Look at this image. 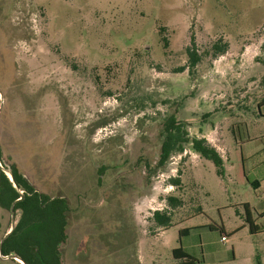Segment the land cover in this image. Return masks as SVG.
I'll return each instance as SVG.
<instances>
[{
    "label": "rangeland",
    "instance_id": "1",
    "mask_svg": "<svg viewBox=\"0 0 264 264\" xmlns=\"http://www.w3.org/2000/svg\"><path fill=\"white\" fill-rule=\"evenodd\" d=\"M0 97L7 163L32 176L44 160L72 188L113 189L115 219L146 231L135 242L143 263L169 264L179 229L215 242L231 223L223 205L245 193L238 141L264 143V0H0ZM171 115L189 138L223 146L222 175L190 144L156 165ZM154 211L170 216L163 233ZM10 225L0 207V239Z\"/></svg>",
    "mask_w": 264,
    "mask_h": 264
},
{
    "label": "crops",
    "instance_id": "2",
    "mask_svg": "<svg viewBox=\"0 0 264 264\" xmlns=\"http://www.w3.org/2000/svg\"><path fill=\"white\" fill-rule=\"evenodd\" d=\"M260 105L264 106V100ZM259 116L264 117V113L260 111ZM256 142L248 138L238 141L242 149L238 178L245 193L235 201H227L223 205L224 208L233 209L231 223L222 220L219 227L221 231H218L215 242L210 237L204 240L194 226L179 229V246L187 256L196 261L187 263L188 259L180 253L173 254V249L177 248L175 247L171 251L173 261L169 264H206L207 257L211 254L217 256L220 264H264V143ZM215 148L223 162L226 158L223 146ZM258 151L261 154L253 157ZM59 155L61 152L54 154L55 161ZM47 171L45 161L38 160V167L32 176H28L29 173L22 174L36 191L50 198L62 197L67 202L65 240L59 248L61 264H144L137 254L135 242L139 232L146 231L140 229L134 220L121 218L119 213L115 219V214L112 213L114 207L105 205L113 199V189L105 192L97 186L82 185L72 188V182L63 180L60 172ZM103 193L105 196L101 200L99 196ZM99 210L105 211L100 220L97 214ZM116 223L122 225V233L126 235L119 236L123 240L121 247L112 246L113 240L118 238L112 234ZM214 227L208 225L209 229ZM167 228L168 226L162 227L155 223L154 232L163 233ZM222 235L226 237L225 241L221 240ZM114 248H119L116 253ZM9 254L0 253V263L10 261L12 264H22L18 259L9 257ZM113 255H116V259H111Z\"/></svg>",
    "mask_w": 264,
    "mask_h": 264
},
{
    "label": "trees",
    "instance_id": "3",
    "mask_svg": "<svg viewBox=\"0 0 264 264\" xmlns=\"http://www.w3.org/2000/svg\"><path fill=\"white\" fill-rule=\"evenodd\" d=\"M165 45H167L166 42ZM225 50L226 48H223L216 52L222 54ZM189 54L191 66L196 65L199 58L193 57L192 53ZM162 137L156 162L158 167H162L172 154L182 153L185 145L190 144L191 150L213 162L218 175L223 174L222 159L216 148L210 145L205 138H189L184 123L178 121L174 115L164 121ZM0 162L6 163L1 150ZM7 165L11 170L15 184L23 191V198L14 204V212L18 211L19 217L12 231L4 239L1 252L3 254L14 252L27 264H61L59 248L65 240L66 200L62 197L50 198L48 195L36 191L29 180L18 171L15 164ZM103 170L102 168L98 170V180H100ZM179 175L180 173L170 180L171 184H179ZM19 197L20 193L0 169V206L9 209L11 203ZM174 202L175 199L168 197V203L172 207ZM152 219L162 227L169 226L171 222L169 215L159 211L152 213ZM218 231H221L220 228ZM178 253L188 259L187 263L196 261L195 258L187 256L180 246L173 249V254Z\"/></svg>",
    "mask_w": 264,
    "mask_h": 264
},
{
    "label": "water",
    "instance_id": "4",
    "mask_svg": "<svg viewBox=\"0 0 264 264\" xmlns=\"http://www.w3.org/2000/svg\"><path fill=\"white\" fill-rule=\"evenodd\" d=\"M1 98V97H0ZM0 169L8 176L9 180L11 181L13 187L20 193V197L15 199L11 205H10V213H11V225H10V229L7 233H5L3 235V237L1 238L0 240V253H1V247H2V243L4 241V239L9 235V233L12 231V229L14 228V225H15V219H14V204L18 201V200H21L23 198V191L21 189H19L17 187V185L15 184L14 182V179H13V176H12V173H11V170L8 168V165L6 163H1L0 162ZM9 257H12V258H15V259H18L22 264H27L21 257L17 256L15 253H10L8 255Z\"/></svg>",
    "mask_w": 264,
    "mask_h": 264
},
{
    "label": "flooded vegetation",
    "instance_id": "5",
    "mask_svg": "<svg viewBox=\"0 0 264 264\" xmlns=\"http://www.w3.org/2000/svg\"><path fill=\"white\" fill-rule=\"evenodd\" d=\"M5 161V160H4ZM6 162V161H5ZM7 163V162H6ZM7 164H9V163H7ZM10 211V210H9ZM17 213H19L18 211H16V212H14V219H15V216L17 215ZM11 214V213H10ZM16 221L17 220H15V223H16ZM15 226V225H14ZM10 229V228H9ZM9 231V230H8ZM7 231V232H8ZM7 232H5V233H7ZM3 237V236H2ZM1 240V239H0ZM2 253V252H1ZM10 253H13V252H10ZM3 254V253H2ZM9 254V253H8Z\"/></svg>",
    "mask_w": 264,
    "mask_h": 264
},
{
    "label": "built area",
    "instance_id": "6",
    "mask_svg": "<svg viewBox=\"0 0 264 264\" xmlns=\"http://www.w3.org/2000/svg\"><path fill=\"white\" fill-rule=\"evenodd\" d=\"M226 237L224 235L221 236V240L225 241Z\"/></svg>",
    "mask_w": 264,
    "mask_h": 264
}]
</instances>
